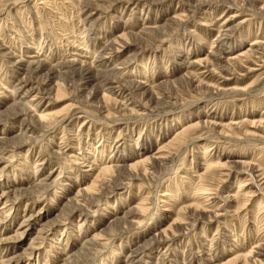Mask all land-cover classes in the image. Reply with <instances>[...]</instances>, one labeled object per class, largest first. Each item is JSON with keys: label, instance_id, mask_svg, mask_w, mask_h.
Instances as JSON below:
<instances>
[{"label": "rangeland", "instance_id": "1", "mask_svg": "<svg viewBox=\"0 0 264 264\" xmlns=\"http://www.w3.org/2000/svg\"><path fill=\"white\" fill-rule=\"evenodd\" d=\"M0 264H264V0H0Z\"/></svg>", "mask_w": 264, "mask_h": 264}, {"label": "bare ground", "instance_id": "2", "mask_svg": "<svg viewBox=\"0 0 264 264\" xmlns=\"http://www.w3.org/2000/svg\"><path fill=\"white\" fill-rule=\"evenodd\" d=\"M255 43H257V42H255ZM251 45H252V44H251ZM257 45H258V44H257ZM44 116H45V113H44V114H41L39 118H40V119H41V118H44ZM145 159H146V158H145ZM139 162H143V160H142V161H137V163H139ZM150 164H151V163H150ZM133 166H135V165H131V167H133ZM152 166H153V165H152ZM87 192H88V191H87ZM2 193H3V192H2ZM43 229H44V228H43ZM160 237H165V238L167 237V234L165 233V230H160V234L157 236L156 239H160ZM91 244H92V243H91ZM256 246H257V245H256ZM132 252H133V251H132ZM134 252H135V251H134ZM256 252H257V251H256ZM259 252H261V251H259ZM257 253H258V252H257ZM133 254H134V253H133ZM133 254H132V255H133ZM258 254H260V253H258ZM132 255H131V256H132ZM261 255H262V254H261Z\"/></svg>", "mask_w": 264, "mask_h": 264}]
</instances>
